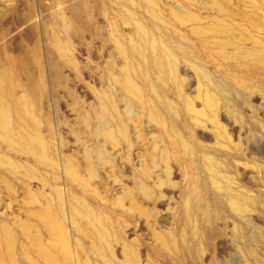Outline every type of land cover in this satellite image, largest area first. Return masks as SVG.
I'll return each mask as SVG.
<instances>
[{"label":"rangeland","instance_id":"374dc122","mask_svg":"<svg viewBox=\"0 0 264 264\" xmlns=\"http://www.w3.org/2000/svg\"><path fill=\"white\" fill-rule=\"evenodd\" d=\"M156 1L160 18L143 0H0V67H11L13 57L31 60L26 67H13L17 74L12 84L20 86L22 97L33 88L29 73L35 74L42 135L59 163L77 159L83 175L101 193L102 208L78 183L63 174L56 178L47 166L15 153L1 141L0 152L34 166L36 170L29 168L30 173L47 181L45 190L55 204H59L56 188L61 189L74 249L83 240L71 225L77 194L109 218L111 229L129 242L143 264H264V62L204 46L172 14V9L188 8L210 19L215 13L209 0ZM232 1L234 5L236 0ZM257 1L256 17L264 19V1ZM248 5L240 9L251 11ZM138 22L149 31L151 40L164 39L177 51L182 91L160 69L150 44L143 42L136 28ZM57 38L66 45L65 55L55 46ZM118 40L128 48V63L136 67L132 74L144 93L143 102L120 85L127 61L118 51ZM34 51L36 56L30 57ZM204 75L222 95L219 118L232 139L226 147L216 144L213 132L198 126L184 106L181 92L196 97ZM106 93L114 100L117 113L105 99ZM195 102L202 107L199 99ZM120 118L128 127L129 143L116 133V151L99 131L103 126L116 129ZM158 119L166 122V128ZM175 133L191 145L195 161L173 144ZM99 151L105 153V160ZM204 152L216 156L221 170L231 176L233 188L248 205L246 211H236L229 196L214 185ZM89 157L96 167L92 175L85 167ZM167 166L173 170L172 181L166 175ZM140 167L148 168L149 174H142ZM0 176L13 183L9 189L0 178V222L13 229L20 246L24 238L17 223L28 219L27 180L11 175L1 165ZM31 185L35 191L41 189ZM142 186L148 194L141 191ZM127 189L134 199L127 198ZM116 198L125 200L124 207L116 205ZM130 198L145 208L143 214L130 209ZM158 232L167 246L153 237ZM18 256L19 264H26ZM88 260L106 264L90 249Z\"/></svg>","mask_w":264,"mask_h":264},{"label":"bare ground","instance_id":"6f19581e","mask_svg":"<svg viewBox=\"0 0 264 264\" xmlns=\"http://www.w3.org/2000/svg\"><path fill=\"white\" fill-rule=\"evenodd\" d=\"M143 1L152 14L160 18L161 15L158 12L157 1ZM187 1L189 3H195L198 0ZM209 2L215 13L210 19H204L202 15L188 8L184 10L172 9V14L178 23L189 26L192 33L205 43L203 44L204 46L216 49L221 54L232 56L242 55L246 59L253 60L257 63H263L264 39L261 38L262 36H260V33L264 34V19L256 17L255 12V10L258 9L257 7H259V2L257 0H236L234 5L231 4L233 2L232 0H209ZM248 4H251V11L246 12L240 9V6L244 5V7H248ZM62 20L63 23L66 24L63 17ZM136 28L138 32L143 35V42L150 44L153 57L157 58L160 69L165 71V73L167 72L182 91L181 81L178 75L177 51L164 39L159 40L152 38L151 40L149 31L140 22L136 23ZM55 43V46L65 55V43L60 40V38H57ZM117 48L121 56L127 61L119 77L120 85L131 97L143 102L144 93L132 74V70L136 71V67L128 63V48L120 40L117 41ZM36 54L37 51H34L31 53L30 57H35ZM9 60L11 67H0V141L6 144L8 148L15 153L33 158L36 162L44 164L56 173V178H60V174H63L76 182V184L78 183L84 192L89 193L99 201V208H102L100 202L102 200L100 196L101 193L99 192V194L93 187L91 179L83 175L80 166L75 161L76 158H66L63 162L59 163L54 157V153L45 140V137H43L44 135H42L40 129V117H38L37 114V109L39 108V91L37 87L39 86L35 84V74L29 73L28 77L31 80V86L33 88L27 89L25 95L22 97L18 95L20 94L18 90L20 86H13L12 84L11 80L17 74L13 67H26L31 60L27 61L15 57ZM204 77L205 80L201 83L196 97H190L181 92L184 106L187 113L198 126L203 130H210L213 132L217 139L216 144L226 147L232 143V139L225 127L221 124L219 118V106L222 95L213 88L210 79H207L206 75H204ZM104 97L110 104L112 111L117 113L114 100H112L107 93ZM196 99L201 101V108L197 107L195 102ZM102 112L103 114L106 113L104 109H102ZM150 116L151 119L154 120L156 118L155 112H152ZM102 117L103 118L100 117L101 121L104 119V115ZM158 120L159 125L166 128V122L160 119ZM102 123L103 121L101 124ZM116 133L120 135L125 142L129 143L128 127L122 118L116 121V129L103 126L101 133L99 131V134L103 135L105 141L109 142L108 145L110 144V147L117 151L119 142L117 141ZM172 142L186 155L193 157L194 161L196 160V155L191 145L181 134L175 133L174 137H172ZM157 146L156 148L154 147V151H157ZM99 152L105 160L107 158L104 156L105 153L103 151ZM151 156L153 157V155ZM203 158L208 169L211 171L212 182L229 196L231 206L239 213L246 211L248 207L247 203L239 198L240 195L237 194V190L232 186L231 176L224 174L216 156L209 152H204ZM92 159L93 158L89 157V165L85 166L86 168L88 167L87 170L91 175L96 171ZM88 161H85V164L86 162L88 163ZM0 165L11 175H19L20 178L22 176L27 180L25 182V188L29 199L27 201L28 219L17 223L24 238L20 246H17V236L13 229L8 224L0 222V264H19L20 261L18 262L19 258L17 259V255L21 256L26 264H92L88 260L89 249L106 264H143L138 254L132 250L129 242L126 239H119L114 233V229H111L113 226H111L109 218L91 205L85 197L77 194L73 196V218L71 220V225L83 240L79 241L75 249L72 248L69 240V232L67 231V216L61 189L56 188L59 204H55L53 200L49 199V193L45 190L47 181L45 182L43 179L30 173L29 168L36 170L34 166H25L24 163L18 161L15 157L1 152ZM151 168L153 169V167ZM146 169L140 167L139 170L142 174L148 175L149 170ZM165 172L170 181H172L173 170L171 166H167ZM0 178L4 180V184L6 183L9 189L13 187V183L10 179L2 176H0ZM159 178L161 179V177ZM32 183L41 186V189L37 191L33 190ZM141 191L148 194L147 187L142 186ZM132 194L133 193L128 190L126 194L127 198L133 197L134 199L135 196ZM118 198H116V200ZM133 199L130 198V209L134 208L140 212V215L143 214L145 208H142V206L136 202V199ZM124 201L125 200L122 198L118 199L116 205L122 207L125 205ZM154 235L153 237H157L156 240H158L159 244L167 246L166 240L159 232ZM83 241L86 242V244H84ZM107 255L109 257H107ZM119 255L122 256V258H120Z\"/></svg>","mask_w":264,"mask_h":264}]
</instances>
